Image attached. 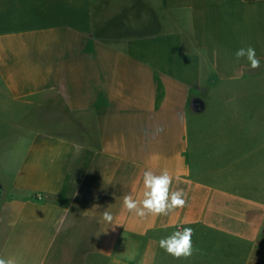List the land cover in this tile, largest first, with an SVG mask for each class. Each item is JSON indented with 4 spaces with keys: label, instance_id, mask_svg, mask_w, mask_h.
Here are the masks:
<instances>
[{
    "label": "crops",
    "instance_id": "1",
    "mask_svg": "<svg viewBox=\"0 0 264 264\" xmlns=\"http://www.w3.org/2000/svg\"><path fill=\"white\" fill-rule=\"evenodd\" d=\"M165 169L185 207L128 212ZM0 256L264 264V0H0Z\"/></svg>",
    "mask_w": 264,
    "mask_h": 264
},
{
    "label": "clouds",
    "instance_id": "2",
    "mask_svg": "<svg viewBox=\"0 0 264 264\" xmlns=\"http://www.w3.org/2000/svg\"><path fill=\"white\" fill-rule=\"evenodd\" d=\"M235 60L238 62L246 58L252 69L261 66V61L256 55L255 48L251 45L242 46L234 53ZM173 176L167 169L160 174L151 170L143 173V191L142 199H134L132 194L123 196V206L128 212L134 213L139 218L152 216H167L176 209L185 207L187 193L183 189H172ZM102 219L111 223L114 219L109 210L102 213ZM193 235L194 229L183 227L182 230H176L170 235L159 240V247L167 254L176 259L188 258L193 254ZM0 264H15L11 258L0 256Z\"/></svg>",
    "mask_w": 264,
    "mask_h": 264
},
{
    "label": "rangeland",
    "instance_id": "3",
    "mask_svg": "<svg viewBox=\"0 0 264 264\" xmlns=\"http://www.w3.org/2000/svg\"><path fill=\"white\" fill-rule=\"evenodd\" d=\"M68 116L67 115H62V118H63V120L65 119V118H67Z\"/></svg>",
    "mask_w": 264,
    "mask_h": 264
}]
</instances>
